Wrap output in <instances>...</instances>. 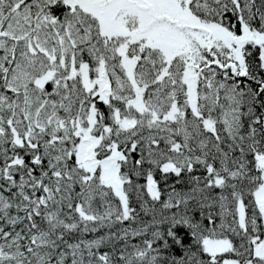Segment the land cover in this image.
<instances>
[{
	"label": "snow or ice",
	"instance_id": "1",
	"mask_svg": "<svg viewBox=\"0 0 264 264\" xmlns=\"http://www.w3.org/2000/svg\"><path fill=\"white\" fill-rule=\"evenodd\" d=\"M0 264H264V0H0Z\"/></svg>",
	"mask_w": 264,
	"mask_h": 264
}]
</instances>
